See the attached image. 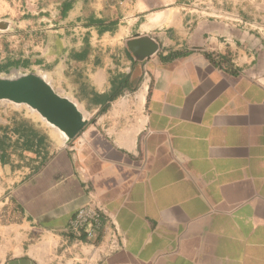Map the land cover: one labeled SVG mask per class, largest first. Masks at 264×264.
Returning <instances> with one entry per match:
<instances>
[{
	"label": "crops",
	"instance_id": "obj_1",
	"mask_svg": "<svg viewBox=\"0 0 264 264\" xmlns=\"http://www.w3.org/2000/svg\"><path fill=\"white\" fill-rule=\"evenodd\" d=\"M51 4L0 77L42 75L85 124L0 105V264H89L62 257L89 201L119 228L98 264H264V0Z\"/></svg>",
	"mask_w": 264,
	"mask_h": 264
},
{
	"label": "water",
	"instance_id": "obj_2",
	"mask_svg": "<svg viewBox=\"0 0 264 264\" xmlns=\"http://www.w3.org/2000/svg\"><path fill=\"white\" fill-rule=\"evenodd\" d=\"M4 29H9V25H5ZM141 44L148 46L145 51H139ZM127 47L140 61L150 58L158 49L157 44L146 36L128 41ZM0 102L24 105L37 112L48 124L57 128L65 140L76 136L85 124L75 104L58 95L38 73L1 76Z\"/></svg>",
	"mask_w": 264,
	"mask_h": 264
},
{
	"label": "built area",
	"instance_id": "obj_3",
	"mask_svg": "<svg viewBox=\"0 0 264 264\" xmlns=\"http://www.w3.org/2000/svg\"><path fill=\"white\" fill-rule=\"evenodd\" d=\"M66 232L73 239L63 244L62 257L69 256L72 260L80 257L89 264H98L102 258L120 246L118 225L107 218L93 201H89L76 211L68 223Z\"/></svg>",
	"mask_w": 264,
	"mask_h": 264
},
{
	"label": "rangeland",
	"instance_id": "obj_4",
	"mask_svg": "<svg viewBox=\"0 0 264 264\" xmlns=\"http://www.w3.org/2000/svg\"><path fill=\"white\" fill-rule=\"evenodd\" d=\"M52 0H0V63L10 58L25 56L23 45L38 41L40 14L59 10L60 5L51 4ZM47 18V17H46ZM27 74V72H22ZM14 71L8 76L19 75ZM0 105L14 107L12 104L0 102Z\"/></svg>",
	"mask_w": 264,
	"mask_h": 264
},
{
	"label": "trees",
	"instance_id": "obj_5",
	"mask_svg": "<svg viewBox=\"0 0 264 264\" xmlns=\"http://www.w3.org/2000/svg\"><path fill=\"white\" fill-rule=\"evenodd\" d=\"M69 9H70V5H69V4L64 5V10H65V11H68Z\"/></svg>",
	"mask_w": 264,
	"mask_h": 264
}]
</instances>
